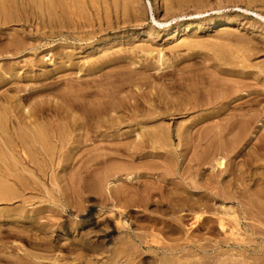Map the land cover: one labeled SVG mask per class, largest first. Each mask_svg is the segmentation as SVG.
<instances>
[{
    "label": "rangeland",
    "instance_id": "374dc122",
    "mask_svg": "<svg viewBox=\"0 0 264 264\" xmlns=\"http://www.w3.org/2000/svg\"><path fill=\"white\" fill-rule=\"evenodd\" d=\"M19 1H20V4H19ZM101 1L102 0H93V2H92L91 0H84L83 6L85 8L83 7L84 9L80 13L81 16L79 15V11H77V9L73 7V0H62V3L64 2L67 5L65 4L66 5L65 6L63 3V6H65V7L63 8V6H61L60 7L61 9H59V5L58 6L54 5V7H49L47 5L46 0H16V1L13 0L12 4L8 3L7 8H9V11L12 14V16L10 17L11 20L7 21V23H4L3 18L0 17V96H1L0 97V99H1L0 100V106L5 107V109H8L9 114H10L9 118L14 117V120H15L16 116H19L21 118H25L27 116L26 113L28 112V109L30 110L31 105H33L36 101H38L37 98L43 99V97H44V99H46V97L47 98L51 97L50 99H53V93H55L54 92L55 89H56L55 90L56 93H58V92L61 93L64 91V89H65V91L69 90L70 89L69 84H71V83L65 82L66 83L65 84L64 81H66V79L70 75L71 76L69 78L78 77V74L80 72H81V74H79V76L83 75L85 72L80 71V70L82 69L83 66L88 64L86 62L84 63V61L86 59H89V61L94 62L99 55H104V54H102L103 52H101L103 50V48H105L106 52L111 51L110 54L106 55V57H108L109 55L114 56V55L119 54V53H117L119 51L115 50V48L118 49V46H119V48L121 46L122 50L126 51V54H128V52L133 50L135 47H137V45L142 46L147 42L149 44L147 43L146 45H150L151 47H153V52H152L153 54L151 53L147 60L150 62H152V60H153V62H155L156 61L155 58L157 57V54L159 51H163L165 58H167V57H169V55L172 52L169 49V46H170V48H172L174 44L176 45V42H177V44H180L182 42H186L185 39H187L186 44L189 42L188 47L189 48L193 47L194 50H192L193 48L189 49L187 46L183 45V46L178 47L179 49L177 48L176 51H173L175 53L172 52L170 57H172V58L174 57V59L178 58L175 60L180 61L181 65L186 64L185 69L192 70L193 72H196L198 74L197 76H202V82L200 84H198V87H201L204 89H209L212 93H216L218 96L219 95L220 96L221 95L222 96L227 95L226 96L227 98L225 99V102H223V104L221 106L215 107V111H217V113L215 116H212L209 119V120L212 119L211 121L207 120L209 122L206 121L203 123H199L195 126L193 125V131L196 130L200 126H201L200 127L201 129L198 128V131L195 133V136L192 140L193 142L191 141L192 144H190L191 142H189L190 141L189 140V141H185L186 143L184 145L183 144L180 145L181 147H179V150H181V154L182 153L184 154V155L182 154L183 156L181 155L180 157H178V159L175 158V155L174 156H168V161L166 158L167 156H165V158L161 156L160 158H162L163 160L165 159L164 161L166 163L161 162V160L160 161L155 160V162L156 161H158L159 163L161 162L160 163L161 166H165V165L169 166L171 164V166L168 167V170H162L161 166L160 167H158V166L154 167L153 166L151 168H148L147 165H144V162L142 161L143 158H141V159L138 158L139 160L137 159L134 161L135 164L133 163V165H135L137 167V169L139 168L138 169L139 172L143 173L142 179L146 180V181H142L139 185L135 184L136 190L141 189V186L144 183L150 184V186L154 185V187H156V189H154L155 193L152 197L153 200L149 204L143 205V203H142V204H140V206L139 205H132L129 208H126V210L127 209L128 210L134 209L131 213H129L131 216V219L128 222L127 228L124 229L131 236V238H123L122 240L119 241V243H117V246L119 247V251H121L122 253H124L126 255V257H124L125 259L124 258L122 259L121 256H123V254H120V255L116 256L114 258V260H112V259L107 260L106 257L111 255L109 253V251L99 250L98 252H94L93 249L88 247V246L79 245V239H80V236L82 235V233L84 234V233L88 232L89 229L98 228V227H100L101 229L107 228L106 226H108L111 221L109 220L110 222L107 221V223H105V221H106L105 219H107V220L110 219L109 217L111 214H109V213H111L112 211L115 212V211L119 210V209H116L115 207H112L111 204L109 203L111 198H110V193H109L110 191L107 192L108 191L107 188H109V190L111 187L113 188V186H111V185H110L111 187H109V184H110V182H113L111 179H114V177H112L113 175L111 176L109 174H110V170H112L113 168H117L120 165H121L120 167H122L124 169V167L128 164L127 161H125V160L129 159V158H127L125 156L115 155L113 152L115 151V148H116V150H118L119 153H122L123 151H127L126 147H124V146H126V144L128 142H129L128 144L134 145V143L137 142L136 139L138 140L140 137L143 138L144 140L146 139L144 137H146V135L148 133L147 130L153 129L152 127L149 128V126H153L154 124L152 122H145L144 119H141V120L144 121L145 124H144V122H134L131 119H128L129 121L124 120V122L122 124H120L118 127H116L115 130L107 129L106 132H104L103 134H101L99 136L91 135V138H90L91 140L89 139L90 141L89 140L86 141L87 142L86 148L91 149V147H94L95 152L93 151L92 153H89L90 152L89 150L87 152L85 150L86 154L84 152L81 154H78V153L76 154V152L79 151V149H77V148L73 150L74 152L69 153L68 150H71L72 146L76 145V143L70 142V141H72V140H70L71 135L66 134V137H65V142H66L65 144L66 145L61 150H64V152L62 151V154L64 153V155L67 157V161L64 164L63 163L59 164L58 166L56 164L55 167L57 170L55 169V171L48 169L46 171L47 175L45 177H41V173H40L41 170L38 171V174H40V177L42 180V181L41 180L40 181L42 183L39 181V183L37 182L38 184L36 183V185H35V190L30 191L28 189L24 192L23 195L26 197V200H28L27 202L23 203V200H22L23 196H20L21 198L17 197L14 200L7 202V204L6 203H3V204L0 203V229H1L0 236L3 237L1 241L5 242V245H6L5 248H3V249L0 248V255L2 256L0 258V264H15L14 258L16 259V261H18L19 264H21V263L24 264L26 261L22 262L21 258L26 256L27 253L28 254L31 253L30 255L35 256L34 257L35 262H37V263L40 262L41 264H120V262H121V264L122 263L123 264H132V263L133 264H139V263L140 264H145V263L146 264H172V263L177 264L178 261H179L178 262V264H179V263H181L182 259H183V262H185L184 260L187 259L186 263H183V264H187V263L192 264L193 261H194L193 264H200V263L203 264V262H205L206 260L207 261L205 264H210V263L211 264H229V263H231V264H234V263L242 264L243 263L244 264V262H245V264L246 263L247 264L248 263L249 264H256V263L257 264H264V257H263L264 256V232H263L264 231V213L261 214L262 211L264 212V199H263L264 194L262 192V191H264V162H263L264 161V154L258 155V158H260V161L258 163L262 164L261 166L258 163H257L258 165L256 164L257 166H254V167H251L250 165H248L246 163L247 161L245 159L248 158L249 156L253 155V153H252L253 152L252 151L253 145H251V143L249 144L247 151H246V147H247L246 145L237 147L235 150H238L240 147L243 148V149H241L242 154H240L237 157L234 156V151L226 153V149L223 150L224 154H223V152L220 154V155L223 154L222 156L225 155V158L227 157L226 158L227 162L231 158L233 160L234 157L236 160H238V162H242V163H240V166L243 170H245V176L242 179L238 178L236 180L237 184L236 183L235 184L238 187H235V184H234V187L236 189L234 188L233 190H232L233 186H227L221 182L216 183L217 184V185L215 184L216 191L218 189L221 191L218 190L217 191L218 196H216L215 198L210 200L209 205H210L211 209L201 208V209H196L193 212H186V211L181 212V210L180 211L175 210V212H165L163 207L167 204V202L165 200L162 203L160 202L161 204L158 203L160 201V195L158 194V193H160L159 192L160 188L157 184V181H159V182L162 181L163 185L164 186L166 185L165 186L166 187L165 192H163L165 194L164 196H167L168 194L171 193V188H172V192H174V191H176V192L188 191L191 193L192 191H196V192L199 191L201 193V195H203L204 194L203 189L198 190V189H194L192 187V185L194 183H197V184L202 183L204 181V178L208 177V175L210 173L216 174L217 178L220 181L221 180L223 181V178L225 177V175L221 176L218 174L219 169L217 166L214 165L215 160L213 162L210 161L212 165L210 163H205L204 165H202L201 167H203V168L200 170V172H198L199 175L196 176V175H194L195 174L194 170L192 168L188 167V166H190V163H192V162H190L189 158H192L195 153H197L198 151L200 152V150L204 148V146H205V144H207L210 136H212V137L215 135L217 136L218 134L216 132L222 133V134H219L220 136H218L217 139L215 138L216 142L219 138L218 142H219L220 146L226 145L225 143H228L233 139V136L235 135V133L237 131V127H234L233 129H230V130L229 129L222 130V128L219 129V127H222V124H224L225 118H227L229 116L228 114H231L233 111L235 113L243 114V113H247L249 110L251 111L252 108L254 111L260 113L261 109L264 108V106H263L264 105V72H263L264 71V3L262 4L261 2L254 1V0H244V1L240 0L241 2L239 0H236V1L235 0H233V1L232 0H207V1L206 0H182L179 4L175 5L176 7L180 6L179 8L174 7V8H169L168 10H166L163 0H131V1L130 0L129 1L128 0H112V1L111 0H106V1L103 0L102 2ZM133 1L135 4L132 3ZM54 2H55V0H54ZM56 2H57V0H56ZM244 2H247V3H244ZM253 3H255L256 5ZM21 4H22V6H20ZM125 4H126V6H125ZM94 5H96L97 8H99V17H100L99 19H98V16L93 14V12L96 11V10H94V7H92ZM105 5H107V6H105ZM120 5H122V6H120ZM128 5H130V6H128ZM122 7L124 10L122 9ZM132 7L137 8L136 11H137L138 16L135 13L136 11H134L135 9L133 10ZM181 7H183V8H181ZM53 9H55L56 11L52 12ZM65 9H67L69 12H67V10H65ZM72 9L74 10L73 12H72ZM85 9H87L88 12ZM171 9H173V10H171ZM104 10L108 12L109 24L105 23L107 21L104 19L105 13H106ZM112 10L115 13L114 15H113ZM84 11H86V12H84ZM164 11H165V13H164ZM197 11H199V12H197ZM83 13H85V14H83ZM131 13L133 14V16ZM41 14H42V16H41ZM153 16L156 18V20L159 23L155 22L152 19ZM225 16H229V18L232 19L231 24L224 25L222 27L216 25V27H213V26H210L207 22V20H209L210 18L213 19L214 21L219 22ZM56 17H58V18H56ZM24 19H26V20H24ZM41 20L43 21L44 24L41 22ZM56 20H59V21L56 22ZM98 20L99 21L101 20V21L99 22ZM1 21H2V23H1ZM77 21L81 22V25H83V26H81L80 28H75ZM75 22H76V24H75ZM8 23H9V25H8ZM56 23H59V24L57 25ZM99 23H101V24H99ZM188 23H193V27H191V29L188 32L179 30L174 35V37H173L174 39L172 38V39L166 40V35H167L168 29L170 27L173 28L175 26H179V25H183V24L185 25ZM198 23H202V25L200 27H196L194 24H198ZM159 24H161V25H159ZM83 27H84V29H83ZM87 27H89V28H87ZM14 28H16V29H14ZM99 29H103V30H101V32H98ZM10 30H12V31H10ZM21 30H24V32L23 33L20 32ZM89 30L96 31V32L94 34H92L93 36L87 35L86 33ZM227 30L229 32H227ZM25 31H27V32H25ZM15 32H16V35H15ZM1 33H3V34H1ZM149 33H150V35H149ZM11 34L12 35L14 34V37H12ZM191 37L196 39V41H190V39H192ZM21 38H23V39L21 40ZM188 38H190V39H188ZM10 39L14 40V41H11ZM15 39H16V41H15ZM183 39L185 41H182ZM194 39H192V40H194ZM26 40H28V43ZM172 42L174 44H172ZM12 43H13V46L17 45L19 43H21L22 46L26 44L25 45L26 47L23 46L21 49L20 48L16 49V48H13L12 46H10V48H9V45H11ZM35 43H37V44H35ZM118 43H119V45H118ZM196 43H198V44H196ZM170 44H172V45H170ZM243 45H244V47H243ZM99 46H100V49H99ZM128 47H130L129 50H128ZM157 47L159 49H155ZM248 47H250V48H248ZM131 48H133V49H131ZM107 49H108V51H107ZM113 49L115 50L114 55L112 53ZM223 49H224V51H223ZM118 50H120V52H121V49H118ZM188 50H190V53ZM123 51L120 54H122ZM191 51H193V52H191ZM106 52H105V54H106ZM167 52H169V53H167ZM8 53H9V55H8ZM87 53H88V55H87ZM180 53L183 54V56ZM167 54H168V56H167ZM174 54L176 55V57ZM179 54H180V57H179ZM219 54H220V57H218ZM193 55H194V57H193ZM237 56L239 58L241 57L242 60L244 58V60H246V61H244V60L242 61L241 59H238ZM20 58L24 59V60H21ZM185 58H189L191 61L189 59H185ZM195 58L199 59V60H195ZM233 59L235 60V62ZM21 61H24V63L23 62L21 63ZM199 61H201L202 63ZM196 62H198V63H196ZM216 62H218V63L216 64ZM214 63H215V65H214ZM204 64H206V65H204ZM207 64H209L210 66ZM228 64H230V65H228ZM217 65H219V67ZM238 65H240L241 67L240 66L238 67ZM58 66H59L60 70L58 69L56 71L55 69ZM132 66L134 67V64ZM211 66H212V68H211ZM53 67H56V68H53ZM162 68H160V69H162ZM209 68H211V69H209ZM219 68H221V69H219ZM8 69L10 71H8ZM61 69H63V70H61ZM154 71L156 72V71H158V69L154 70ZM154 71L151 70L150 72L154 73ZM223 71H225L226 73H224ZM43 72L48 73V75L44 74ZM212 72H214V73H212ZM227 72H229L230 75H228ZM6 73H10V75L6 74ZM173 73L174 74H171V76L174 77L176 72H173ZM3 74L4 75L6 74L7 76L6 75L4 76ZM29 74H32V75H29ZM42 74H44V75H42ZM61 74H63V75H61ZM225 74L228 76H226ZM67 75H69V76H67ZM231 75H233V76H231ZM9 76H10V79H9ZM220 76L222 77L221 79H220ZM230 76L233 79L234 78H236V79L233 80V79H231ZM239 77H241V78H239ZM86 78H88V77H86ZM89 78H91V77H89ZM237 79H240V80H237ZM35 83H37L36 86L33 85ZM43 83L48 84V86L45 87L43 85ZM25 84L33 87L32 92L25 91L26 88L27 89L30 88L29 86H27ZM38 84H41V85L39 86ZM211 84H212V86H211ZM217 84H219V85L221 84V85L219 86ZM235 84H236V86H235ZM8 85H9V87H8ZM10 85H13V86H10ZM21 85H22V88H21ZM24 86H27V87L24 88ZM66 86H67V88H66ZM62 87L64 89H62ZM18 88H20V89H18ZM13 89H15V90H13ZM12 90L14 91V93ZM134 90H135V87H133L132 89L129 87H126L122 93L124 95H126V91H131L133 93ZM22 92H24V93H22ZM25 92L27 95H25L23 97V94H25ZM18 94H20L21 96H19ZM127 94H130V93H127ZM224 94H226V95H224ZM261 96L263 99L261 98ZM21 97H23V98H21ZM9 98H12L13 100L10 101ZM230 98H232V99H230ZM5 101L8 103V105L10 107L7 106ZM256 101L257 102L261 101V102L259 105H257ZM228 102H231V103L228 104ZM4 103H5V105H4ZM250 103H251V105H250ZM261 103H263V105ZM246 104L249 106H247ZM254 104H256V105L254 106ZM242 106H244V107H242ZM238 107H240V109H238ZM248 107L250 109H248ZM259 107H260V109H258ZM23 108L27 109V111L25 112V109L23 110ZM225 108H226V110H225ZM220 110H222L223 112ZM253 110L251 112H254ZM202 112L205 113L203 110H201L199 112H195V116H197V114L199 115V113L201 114ZM52 114L53 113H51L50 115L45 114V118L50 117ZM260 114H262V113H260ZM221 115H223L222 119H220ZM191 117H194V115H192ZM191 117L188 116V117L177 118L175 121H173L171 119H165L164 124H166V126H169V130L171 132H173L174 134H176V132H175L176 125L179 124V125H181L182 129H184L190 123V120H188L189 122H187L185 120H187L189 118L192 120ZM259 117H261V115ZM216 119H218V120H216ZM11 120H13V119H11ZM37 120L40 121V119H37ZM60 120H59L60 123L66 122L64 120H61V121ZM262 120H264V117L262 118ZM181 121L184 122V125H182L183 122H181ZM159 122H161V121H159ZM174 122H176V123H174ZM151 123H152V125H149ZM191 123H194V121ZM208 123H209V125H208ZM205 124H206V126H205ZM253 124L251 126L252 127L254 126V129L253 128L250 129L251 130L250 135H251V132H252V135H251L252 137H253V134L255 135L254 138L251 139L252 142L255 141L256 132L258 130H259V133L264 132V127H262V129L261 128L259 129V125L262 124L261 121L253 123ZM143 125H146L144 127H147L146 128L147 130L143 127ZM196 126H198V127H196ZM194 128H196V129H194ZM126 129H129V130H126ZM118 130H119V132H118ZM129 131H130V134H129ZM136 132H137V135L139 134L140 136H137ZM119 133L122 134V136L120 135L121 137L118 136ZM107 134H108V137H107ZM112 134H113V137H112ZM141 134H142V136H141ZM200 134L203 136L201 140H199L200 138L198 137V135H200ZM110 135H111V137H110ZM126 135L128 138L126 137ZM130 136L131 137L133 136L132 139ZM174 137H175L174 144L176 146H178V141H177L178 139L176 136H174ZM94 138L96 140V141L94 140L96 142V144H94V146H91V144L93 145V143H95L92 140ZM105 138H107V139H105ZM122 138H125V139L123 140ZM134 138H135V140H134ZM104 139L106 140V142ZM116 139L118 141H120L121 143L118 142ZM143 139H141V140L139 139V140L142 141ZM101 140H103L104 143H108V145L104 144L103 141H101ZM107 140H108V142H107ZM113 140H114V143H112ZM140 141H138V142H140ZM86 142H85V144H86ZM187 142H189L188 148H186V146H185V145H187ZM99 143H100V145H99ZM101 144H102V146H101ZM109 144H112V146ZM118 144H120V145H118ZM96 145H97V147H96ZM105 145H107L108 148ZM119 146H121V147L123 146L122 147L123 149H121V147H119ZM201 146H202V148H201ZM104 147H106V148H104ZM141 147H142V149L140 148L141 151H139L141 154L146 153V152H150V148L148 147L147 144L144 146L145 148H143L142 145H141ZM145 149H147V150L145 151ZM219 149H221V148H219ZM100 151H104L106 153H109L108 157L113 156L111 158L112 161L110 159L107 162L102 163L103 166L100 164L99 168L97 167V169H95V170L90 169V168L85 169L84 166L82 165V162H84V160L87 161L91 156L98 155V152H100ZM152 152H154V151H152ZM189 152H190V154H189ZM151 154H152V156L154 155V157L156 156V154H154V153H151ZM79 155H80V158L78 157ZM86 156H87V158H86ZM72 158H74V162L76 163L73 166L70 165ZM123 158H125V159H123ZM147 158L151 159L152 157L148 156L144 159L146 160ZM183 158H185V160ZM238 158L241 160H239ZM148 160H146V163L152 161V160H150V161H148ZM76 161H78V162H76ZM181 162H183V163H181ZM261 162H263V163H261ZM180 164H182L183 166ZM174 165H175V168H174ZM205 165H206V167H204ZM79 166H81V167H79ZM180 166H181V169H180ZM194 167H195V165L193 163V168ZM209 167L211 170L209 169ZM256 167H259V168H256ZM33 168H34V170L37 171V169H39V166H34ZM69 168H70V170L67 171V169H69ZM105 168H106V171H105ZM159 168H160V170H159ZM182 168H183V170H182ZM214 168H215V170H214ZM260 168H261V170H259ZM148 169H149V171L147 172ZM76 170H78V171H76ZM151 171H153V172H151ZM255 171H256V173H254ZM48 172H49V174H48ZM60 172H62V173H60ZM85 172H88V173H85ZM105 172H107L108 174ZM144 172L147 174H145ZM164 172L166 173V175L164 174V176L166 179H168V182L166 179L163 180L162 175ZM69 173H70V175H69ZM159 174H160V176H159ZM48 175L49 176L53 175L54 178H52V176L48 177ZM117 175H119V174H117ZM123 175L124 174H122V176H120V178L118 179L119 182L116 181V183H118V184H115V188L117 186H119V187L122 186L124 189H127V187H128L127 183L130 182L131 180L128 179L126 176L124 177ZM252 175H255L256 177L252 176ZM121 177H123V178H121ZM158 177H160L161 180ZM200 177L203 178L202 182H201L202 179ZM260 177H261L262 181H261ZM49 178H51V180ZM53 179L56 181H53ZM106 179H107V181H106ZM125 179H126V181H122L123 182L122 183L121 180H125ZM169 179H170V182H169ZM243 179H244V181H243ZM81 180H82V182H81ZM187 181H189L190 184ZM255 181L257 184L255 183ZM54 182L56 183V185L57 184L58 185L56 186L55 184H53ZM60 182L62 185L60 184ZM132 182H134V180H132ZM174 182H176V183H174ZM245 182H247L248 184ZM49 183L52 184V186L54 185L55 188H53ZM119 183H122V184H119ZM183 183H184V185H183ZM65 186H67V189H65ZM101 186H103V187H101ZM226 186H227V188H226ZM61 187H64V188H61ZM105 188H106V190H105ZM135 188H132V189L135 190ZM168 188L170 189V191ZM224 188L226 190H224ZM237 188H238L239 192H238ZM244 188H246V191ZM250 188H251V191H250ZM56 189L57 190L59 189V190L57 191ZM130 190H131V188H130ZM130 190H129V192H130ZM255 190H257V192L259 194ZM258 190H260L262 194H260V191H258ZM233 191H234V193H233ZM240 191H242V192H240ZM55 192L57 193V195ZM126 192H128V190ZM250 192H251V195H250ZM254 192H256V194H254ZM252 193H253V195H252ZM240 194L241 195L244 194L243 197ZM257 194L259 195V197H262V196L263 197L259 198V197H257L258 196ZM232 195H235V196L232 197ZM246 195H247V197H246ZM47 196H49L48 199L46 198ZM52 196H54V197H52ZM191 196L197 198L198 195H191ZM56 197H58V198H56ZM71 197H73V198H71ZM229 197H231V198L229 199ZM234 197H238L237 198L238 200H235ZM29 198H33V199H29ZM53 198H55V199L53 200ZM163 198H165V197H163ZM241 198H244V199L241 201ZM247 199H249L248 200L249 202H254V201L257 202L258 201L257 202L258 205L256 204V202L249 204L248 201L246 204L245 201ZM47 200H49V201H47ZM29 203H31V204H29ZM69 203L71 206L69 205ZM243 204H245V205L243 206ZM252 204H254V205H252ZM157 205H159V206H157ZM218 206L219 207L221 206V208L223 210H220L221 208H219ZM254 206H256V207H254ZM260 206L262 207V209H260ZM120 207H121V205H120ZM247 207H250V208H247ZM13 208L16 209L15 210L16 212H12V211H14ZM33 208L36 210H34ZM216 208H217V212H215ZM244 208H246V210ZM257 208H259V209L257 210ZM52 209L55 213L52 211ZM141 209H143V210H141ZM161 209H162V211H161ZM26 210H31V212L27 211V213H28L27 214ZM72 210H73V212H72ZM207 210H209V211H207ZM224 210H229L230 213L233 212L234 214H236V216L234 217L232 215L233 213H231L232 216L226 215L222 212ZM250 210H252V211L250 212ZM32 211H34V212L32 213ZM41 211L43 214L41 213ZM47 211H49V212H47ZM20 212H22V213H20ZM96 212H98V213H96ZM183 212H185V215H183V219H184V216L187 215L184 220L182 219V214H184ZM14 213H16V214H14ZM179 213L181 215V216H179L181 219L178 217ZM217 213H219V214H217ZM198 214L199 215L201 214L202 216H206L208 214L214 215V216L210 215L211 217H213L212 219H214V220L217 217H221V215H222L224 222L227 221L225 223L226 227L228 225L229 228L227 227L228 230L226 229L224 234L220 230L219 231L221 233L219 231L217 232L218 229L216 230V233H215L214 231H215L216 227L218 228V223L215 222L217 220L216 219L214 221L216 224L215 223L214 224L209 223V225H214L215 227L212 226L213 228L211 230H208V227L206 228V225L201 224L195 218H194V220H196V221L193 222V217L198 215ZM203 214H206V215H203ZM250 214H252V215H250ZM253 214L254 215L258 214V215H256V217H255ZM14 215H16V216H14ZM28 215L29 216L32 215L35 217L37 215V220L39 222H47L48 223L44 232L38 233L37 231H35V229L33 228L35 226V223L33 224L34 225L33 226L29 223V220L26 219V217ZM64 215H67V216H64ZM17 216H18V218H17ZM215 216H216V218H214ZM227 216L230 218H237L238 219V220L236 219L237 223L235 222V220L230 221L231 219L228 218ZM246 216H247V218H245ZM251 216L253 219L249 218ZM261 217H263V218H261ZM132 218H133V220H132ZM142 218H144V219H142ZM147 218H148V220H150L149 222H148ZM181 220H183V221H181ZM247 220H248V222H246ZM68 221H70V223ZM98 221H99V223H98ZM160 221H162V222H160ZM172 221L177 222V223H173ZM230 222H233V225H232V223L230 224ZM234 222L236 223V226L234 225L235 224ZM250 222H251V224H250ZM61 223L62 224L64 223L63 227H61L62 226ZM152 223L153 224L156 223V224L153 225ZM157 223L159 224L158 227L160 229H158V227L156 226V225H158ZM162 223H164V224H162ZM71 224H73V225H71ZM165 224H166V226H165ZM175 224H176V226H175ZM19 225L24 226V228H23L24 232L19 231V234H17L16 232H13L12 230H14ZM161 225H162V227H161ZM8 226H10V228ZM151 226H152V228H154L153 230H152ZM203 226L205 227V229H203ZM251 226L253 227V229ZM67 227H68V229H67ZM236 227H237V229H236ZM256 227H259L260 230H259V228H256ZM2 228L4 229V231ZM25 228L31 229L32 233L34 235L32 233H29V231L26 230ZM61 228H62V230H61ZM84 228H85V231H86V229H88V230L85 232ZM180 228H181V230H180ZM255 228L258 230L256 231ZM193 229H195L194 230L195 233L192 231ZM206 229H207V231H206ZM234 229L236 230L235 232H234ZM239 229H240V231H239ZM79 230L81 231V233H77V232H79ZM104 230L107 231L106 229H104ZM197 230H199L200 232L202 231L203 234H200V232ZM230 230L231 231L233 230V234L228 233ZM62 231H64V232H62ZM204 231H206V232H204ZM144 232L147 233L148 236L146 234H144ZM153 232L156 235L155 234L153 235L152 234ZM184 232L186 235L184 234ZM207 232L210 234H208ZM236 232H238L239 236L243 235L244 237L242 236L239 239H238L239 236L236 237L235 239L232 238L235 236L230 237V235L237 234ZM36 233H37V235H36ZM105 233L109 234L108 231ZM172 233H174L175 236H173L174 234L171 235ZM177 233L180 234L179 235L180 237H178ZM191 233H192V235H191ZM246 233H248V234H246ZM39 234L42 237L41 241H40L41 242L40 246L35 244L36 242L39 241ZM78 234H81V235L78 236ZM218 234H219V236H218ZM221 234L225 235V236H227L226 234H229L228 239H226L227 237L225 238V236L223 239L228 240L230 243H226L225 240L223 241L222 238H221L222 241H220V238L218 239V237H223V236H221ZM151 235H152V238H149V237H151ZM200 235H201V237H200ZM65 236L69 239H67ZM153 236L156 239L153 238ZM215 236H217V237H215ZM174 237H176V240ZM91 238L93 240L97 239V237H95V235L94 236L92 235ZM94 238H96V239H94ZM195 238L197 240H194ZM150 239H153L152 242ZM232 239H233V241H232ZM242 239L244 240V242L240 241ZM62 240H63V242H60ZM65 240L67 243L66 242L64 243ZM73 240H74V242H73ZM154 240H157V242L155 241L156 242L155 243ZM189 240H190V242H189ZM235 240L236 241L238 240L239 242L238 241L236 242ZM208 241H209L210 245H207V244H209ZM6 242H9V244ZM178 242L180 244H178ZM165 243L166 244L168 243L167 246H169V247L165 246L166 245ZM201 243H203V244H201ZM173 244H175V245H173ZM7 245H8V247H7ZM171 245H173V246H171ZM206 245H207V247H206ZM9 246H11V247H9ZM198 246H200V247H198ZM67 247H69V248H67ZM70 247H71V249H70ZM78 248H80V249H78ZM73 249H75V250H73ZM222 249H223V251H222ZM70 250H72V251H70ZM218 250L220 252H218ZM26 251H28V252H26ZM38 253L40 255H38ZM92 253H93V255L91 256ZM82 254L84 257L81 256ZM94 254H95V256H94ZM178 254H180V255H178ZM213 255H214V257H213ZM75 256L79 257V258L74 259ZM5 257L8 260H6ZM41 257H42V259H41ZM258 257H260V258H258ZM146 258H147V260H146ZM150 258L153 260L152 263H151L152 260ZM173 258H175V259L173 260ZM195 258H196V260H194ZM134 259H136V260H134ZM141 259H143V261ZM19 260L21 263L19 262ZM85 260L87 262H85ZM190 260H192V262ZM212 260H214L215 262ZM235 260H237V261H235ZM138 261H139V263H138ZM174 261H176V262H174ZM231 261H233L234 263H232ZM148 262H150V263H148ZM198 262H200V263H198ZM25 264H31V263L26 262Z\"/></svg>",
    "mask_w": 264,
    "mask_h": 264
},
{
    "label": "bare ground",
    "instance_id": "6f19581e",
    "mask_svg": "<svg viewBox=\"0 0 264 264\" xmlns=\"http://www.w3.org/2000/svg\"><path fill=\"white\" fill-rule=\"evenodd\" d=\"M16 1V0H14ZM47 1V5L49 7H54V5L58 6L59 5V9H61L60 7L63 6V2L62 3V0H46ZM83 1L84 0H73V7L77 9V11H79V15L81 13V11L85 8L83 6ZM93 2V0H91ZM103 1V0H102ZM101 1V2H102ZM106 1V0H105ZM104 1V2H105ZM112 1V0H111ZM129 1V0H128ZM131 1V0H130ZM164 1V4H165V9L168 10L169 8H174L176 7L175 5L176 4H179L182 0H163ZM207 1V0H206ZM233 1V0H232ZM236 1V0H235ZM234 1V2H235ZM240 1V0H239ZM244 1V0H243ZM242 1V2H243ZM254 1H258V2H261L262 4L264 3V0H254ZM13 0H0V17L3 18V22L4 23H7V21H10V17L12 16L11 12L9 11V8H7V5L8 3H11L12 4ZM89 2V1H88ZM91 2V3H92ZM241 2V1H240ZM257 2V3H258ZM27 3V2H26ZM71 3V2H70ZM113 3V2H112ZM130 3V2H129ZM134 3V1L132 2ZM131 3V4H132ZM163 3V2H162ZM201 3V2H200ZM244 3H247V2H244ZM19 4H20V1H19ZM40 4V3H39ZM45 4V3H44ZM66 3H64L65 5ZM117 4V3H116ZM135 4V3H134ZM133 4V5H134ZM191 4V3H190ZM255 4V3H253ZM67 5V4H66ZM65 5V6H66ZM92 5V4H91ZM124 5V4H123ZM189 5V4H188ZM202 5V4H201ZM250 5V4H249ZM256 5V4H255ZM12 6V5H11ZM22 6V4L20 5ZM40 6V5H39ZM63 6V8L65 7ZM96 5L92 6L94 7V11L93 14H95L96 16H98V19L100 18L99 17V8H97V6L95 7ZM104 6V5H103ZM107 6V5H105ZM114 6V5H113ZM122 6V5H120ZM126 6V4H125ZM130 6V5H128ZM199 6V5H198ZM46 7V6H45ZM84 7V8H83ZM180 7V6H179ZM179 7H176V8H179ZM197 7V6H196ZM254 7V6H253ZM252 7V8H253ZM21 8V7H20ZM134 11L137 10L136 7H132ZM183 8V7H181ZM16 9V8H15ZM41 9V8H40ZM51 9V8H50ZM49 9V10H50ZM58 9V8H57ZM92 9V8H91ZM123 9V7H122ZM31 10V9H30ZM29 10V11H30ZM67 10V9H65ZM87 11V9H85ZM109 10V9H108ZM124 10V9H123ZM131 10V9H130ZM173 10V9H171ZM56 11L55 9L52 10V12ZM74 10L72 9V12ZM84 11V12H86ZM105 11V10H104ZM139 11V10H138ZM31 12V11H30ZM39 12V11H38ZM63 12V11H62ZM67 12H69L67 10ZM88 12V11H87ZM105 20L107 22H105L106 24H109L108 20H109V16H108V12L105 11ZM113 12V10H112ZM125 12V11H124ZM199 12V11H197ZM203 12V11H202ZM48 13V12H47ZM64 13V12H63ZM136 15H137V11L135 12ZM165 13V11H164ZM163 13V14H164ZM15 14V13H14ZM69 14V13H68ZM74 14V13H73ZM85 14V13H83ZM88 14V13H87ZM103 14V13H102ZM115 13L113 12V15ZM132 14V13H131ZM199 14V13H198ZM26 15V14H25ZM42 16V14H41ZM70 16V15H69ZM74 16V15H73ZM81 16V15H80ZM88 16V15H87ZM133 16V14H132ZM138 16V15H137ZM16 17V16H15ZM25 17V16H24ZM29 17V16H28ZM66 17V16H65ZM75 17V16H74ZM85 17V16H84ZM163 17V16H162ZM26 18V17H25ZM58 18V17H56ZM68 18V17H67ZM89 18V17H88ZM91 18V17H90ZM94 18V17H93ZM122 18V17H121ZM14 19V18H13ZM43 19V18H42ZM96 19V18H95ZM155 22L159 23L156 18L153 16L152 18ZM172 19V18H171ZM26 20V19H24ZM53 20V19H52ZM103 20V19H102ZM133 20V19H132ZM14 21V20H13ZM49 21V20H48ZM47 21V22H48ZM59 20H56V22H58ZM99 21V20H98ZM97 21V22H98ZM101 21V20H100ZM99 21V22H100ZM153 21V22H154ZM41 22L43 23V21L41 20ZM93 22V21H92ZM111 22V21H110ZM208 24L210 26H213V27H216L217 26H224V25H229L232 23V19L229 18V16H225L224 18H222V20H220L219 22L217 21H214L213 19H209L207 20ZM206 22V23H207ZM2 23V21H1ZM11 23V22H10ZM53 23V22H52ZM80 23V24H79ZM120 23V22H119ZM26 24V23H25ZM44 24V23H43ZM48 24V23H47ZM57 25L59 23H56ZM76 24V22H75ZM93 24V23H92ZM101 24V23H99ZM155 24V23H154ZM9 25V23H8ZM91 25V24H90ZM123 25V24H122ZM161 25V24H159ZM196 27H200L202 25V23H198V24H194ZM67 26V25H66ZM72 26V25H71ZM81 26V22H78L77 21V24L75 26V28H80ZM96 26V25H95ZM99 26V25H98ZM8 27V26H7ZM6 27V28H7ZM16 27V26H15ZM85 27V26H84ZM83 27V29H84ZM106 27V26H105ZM191 27H193V23H188V24H183V25H179V26H175L173 28H169L168 29V33L166 35V40L168 39H172L174 37V35L180 30V31H185V32H188ZM11 28V27H10ZM13 28V27H12ZM63 28V27H62ZM74 28V29H75ZM86 28V27H85ZM89 28V27H87ZM95 28V27H94ZM99 28V27H98ZM103 28V27H102ZM219 28V27H218ZM16 29V28H14ZM70 29V28H69ZM7 30V29H6ZM73 30V29H72ZM101 30L103 29H99L98 32H101ZM4 31V30H3ZM12 31V30H10ZM9 31V32H10ZM18 31V30H17ZM19 32V31H18ZM17 32V33H18ZM20 32H24V30H21ZM27 32V31H25ZM30 32V31H29ZM96 31H92V30H89L87 31V35H92L94 34ZM225 32V31H224ZM227 32H229L227 30ZM4 33V32H3ZM1 33V34H3ZM6 33V32H5ZM14 33V32H13ZM37 33V32H36ZM7 35V34H6ZM12 35V34H11ZM15 35H16V32H15ZM23 35V34H22ZM148 35V34H147ZM150 35V33H149ZM20 36V35H19ZM93 36V35H92ZM187 36V35H186ZM2 37V36H1ZM11 37V36H10ZM9 37V38H10ZM12 37H14V34L12 35ZM23 37V36H22ZM16 38V37H15ZM192 38V37H191ZM12 39V38H11ZM10 39V40H11ZM23 38H21L22 40ZM31 39V38H30ZM83 39V38H82ZM174 39V38H173ZM190 39V38H188ZM194 39V38H192ZM190 39V41H196V39L192 40ZM2 40V39H1ZM165 40V41H166ZM186 42H187V39H185ZM184 39L182 41H185ZM11 41H14V40H11ZM16 41V39H15ZM27 43H28V40H26ZM30 41V40H29ZM177 41V40H176ZM189 41V40H188ZM198 41V40H197ZM3 42V41H2ZM33 42V41H32ZM118 42V41H117ZM181 42V41H180ZM179 42V43H180ZM186 42H182L180 44H177L176 42V45L172 42L173 47L170 48L169 46V49L173 52V51H176V49L180 46H189V42L186 44ZM4 43V42H3ZM7 43V42H6ZM18 43V42H17ZM22 43V42H21ZM19 43L17 45H14L13 46V43L11 45H9V48L10 46H12L13 48H16V49H21L23 46L22 44ZM148 43V42H147ZM147 43H145L144 45L142 46H138L135 47L133 50L129 51L128 54H126V51H123L122 50V47L118 46V49H121V52L123 51L122 54H120V50L116 49L117 53H119L118 55H114V52L115 50L113 49L112 50V53L114 56H108L106 57V55L110 54L111 51L109 52L108 49L106 52L105 51V48H103V50L101 52H103L102 54L104 55H99L97 57V59L92 62V61H89V59H86L84 61V63H88L87 65L83 66L82 69L80 71H84L85 73L81 76H79V74H81V72L78 74V77H72V78H69V76L66 81H64V83H71L69 84L70 86V89L65 91V89L62 87V89H64L63 92L59 93H56V89L54 90L55 93H53V99H50L51 97H46V99H43L42 98H37L38 101H36L33 105H31L30 107V110L28 109V112L26 113V117L25 118H21L19 116H16L15 120H14V117H10L9 118V111L8 109H5V107H2L0 106V203H6L7 202H10L11 200H14L15 198L17 197H20V196H23V203L24 202H27L28 200H26V197L23 195L24 192L26 190H35V185L36 183L41 180V177H45L47 175L46 171L48 169L52 170V171H55L56 167L55 165L57 164V166L59 164H64L66 161H67V157L64 155V153L62 154V151L64 152V150H61L63 147H65V137H66V134H69L71 135V138L70 142H73V143H76V145H73L71 150H68L69 153H72L74 152L73 150L74 149H79V151H75L76 154H81V153H85V150L86 152L89 150L90 152L89 153H92L94 151V147H91V149L89 148H86L87 147V140H89L91 138V135L93 136H99L101 134H103L104 132H106L107 129H113L115 130L116 127H118L120 124H122L124 122V120H128V119H131L132 121L134 122H152L154 125L153 126H149L152 127L153 129H150V130H147L146 128L147 127H144L146 125H143V127L148 131L145 140L143 138H139L140 140L143 139L142 141H140L139 139L134 143V145H131V144H126V150L127 151H123L122 153H119L118 150H116L115 148V151L113 152L115 155H119V156H125L129 159H126L125 161H127V165L124 167V169L120 166H118L117 168H113L112 170H110V174L109 175H113L112 177H114V179H111L113 182H110L109 184V187L113 186V188L111 187L110 190L109 188L107 192L110 193V198L111 200L109 201V203L111 204L112 207H115L116 209H119L118 211H112L110 215V219H105V223H107V221H109V225L106 226L107 228H104L106 229L109 234L105 233L107 231H105L104 229H101L100 227L98 228H92V229H86V231L88 230V232L85 231V228H84V231L86 233H82L81 234H78V236H80V239H79V245L83 246H88L90 248L93 249L94 252H98L99 250H106V251H109V253L111 255L107 256V260L109 259H112L114 260V258L120 254H123V256H121V258L123 259L124 257H126V255L124 253H122L121 251H119V247L117 246V243H119L120 240H122L123 238H131V236L124 230L127 228L128 226V222L129 220L131 219V216L129 213H131L134 209H127L126 208H129L130 206L132 205H139L143 203V205H147L149 204L152 200H153V195L155 193L154 189H156V187L153 186H150V184H142L141 186V189L139 190H136L135 188V184H140L142 181H146L143 178V173L139 172V168L137 169V167L135 165H133L134 161L137 160L138 158L141 159V158H146L148 156L152 157L151 159L147 158L146 160L150 161L152 160L151 162H147L146 163V160L144 161L142 159V161L144 162V165H147L148 168H151V167H155V166H158L160 167V163L161 162H165L162 158H160L161 156L165 158V156H167V161H168V156H174L175 155V158L178 159V157H180L182 154H181V150H179V147H181L180 145H184L186 142L185 141H189L191 142L195 136V133L198 131V128L201 129L200 127H198L196 130L193 131V125H197L199 123H203V122H206L207 120H209L212 116H215L217 111H215V107H219L223 104V102H225V99L227 98L226 96H218L216 93H212L209 89H204V88H201V87H198V84H200L202 82V76H197L198 74L196 72H193L192 70H187L185 69L186 68V64L184 65H181L180 64V61L178 60H175V59H178V58H175L174 57H167L165 58L164 56V53L163 51H159L158 54H157V57L155 58L156 61L153 62H150L148 61V57L149 55L153 52V47H151L150 45H146ZM192 43V42H191ZM194 43V42H193ZM15 44V43H14ZM21 44V45H20ZM37 44V43H35ZM117 44V43H116ZM149 44V43H148ZM170 44V45H172ZM195 44V43H194ZM198 44V43H196ZM202 44V43H201ZM241 44V43H240ZM28 45V44H27ZM115 45V44H114ZM119 45V43H118ZM242 45V44H241ZM113 46V45H112ZM124 46V45H123ZM133 46V45H132ZM131 46V47H132ZM135 46V45H134ZM203 46V45H202ZM249 46V45H248ZM11 47V48H12ZM26 47V46H25ZM28 47V46H27ZM127 47V46H126ZM244 47V45H243ZM108 48V47H107ZM114 48V47H113ZM130 47H128V50H129ZM186 48V47H185ZM189 48V47H188ZM193 48V47H191ZM189 48V49H191ZM250 48V47H248ZM99 49H100V46H99ZM155 49H159L158 47L155 48ZM179 49V48H178ZM238 49V48H237ZM245 49V48H244ZM13 50V49H12ZM127 50V49H126ZM194 50V48L192 49ZM11 51V50H10ZM165 51V50H164ZM167 51V50H166ZM189 53H190V50H188ZM224 51V49H223ZM236 51V50H235ZM8 52V51H7ZM17 52V51H16ZM21 52V51H20ZM106 52V54H105ZM131 52V53H130ZM193 52V51H191ZM248 52V51H247ZM125 53V54H124ZM166 53V52H165ZM169 53V52H167ZM175 53V52H173ZM187 53V52H186ZM185 53V54H186ZM216 53V52H215ZM225 53V52H224ZM86 54V53H85ZM153 54V53H152ZM181 54V53H180ZM180 54H179V57H180ZM9 55V53H8ZM30 55V54H29ZM28 55V56H29ZM88 55V53H87ZM92 55V54H91ZM175 55V54H174ZM183 56V54H181ZM226 55V54H225ZM240 55V54H239ZM238 55V56H239ZM94 56V55H93ZM154 56V55H153ZM168 56V54H167ZM214 56V55H213ZM230 56V55H229ZM237 56V57H238ZM77 57V56H76ZM95 57V56H94ZM176 57V55H175ZM194 57V55H193ZM218 57H220V54L218 55ZM29 58V57H28ZM191 58V57H190ZM216 58V57H215ZM243 58V57H242ZM21 59V58H20ZM150 59V58H149ZM185 59H189V58H185ZM192 59V58H191ZM238 59H241V57ZM237 59V60H238ZM19 60V59H18ZM21 60H24V59H21ZM28 60V59H27ZM37 60V59H36ZM76 60V59H75ZM182 60V59H181ZM190 60V59H189ZM195 60H199V59H196ZM217 60V59H216ZM234 60V59H233ZM236 60V61H237ZM242 60V59H241ZM244 60V58H243ZM242 60V61H243ZM17 61V60H16ZM79 61V60H78ZM186 61V60H185ZM191 61V60H190ZM194 61V60H193ZM206 61V60H205ZM246 61V60H244ZM14 62V61H13ZM24 63V61H21V63ZM72 62V61H71ZM83 62V61H82ZM184 62V61H183ZM187 62V61H186ZM201 62V61H199ZM235 62V60H234ZM233 62V63H234ZM16 63V62H15ZM188 63V62H187ZM194 63V62H193ZM198 63V62H196ZM202 63V62H201ZM207 63V62H206ZM218 62H216L217 64ZM223 63V62H222ZM226 63V62H225ZM54 64V63H53ZM71 64V63H70ZM80 64V63H79ZM78 64V65H79ZM134 64V67L132 66ZM192 64V63H191ZM245 64V63H244ZM206 65V64H204ZM209 65V64H207ZM215 65V63H214ZM230 65V64H228ZM197 66V65H196ZM210 66V65H209ZM219 67V65H217ZM216 66V67H217ZM240 65H238L239 67ZM34 67V66H33ZM69 67V66H68ZM78 67V66H77ZM163 67V68H162ZM189 67V66H188ZM217 67V68H218ZM221 67V66H220ZM241 67V66H240ZM53 68H56V67H53ZM162 68V69H160ZM212 68V66H211ZM209 68V69H211ZM216 68V69H217ZM44 69V68H43ZM59 69V66L55 69L56 71ZM79 69V68H78ZM158 71H154V70H157ZM207 69V68H206ZM214 69V68H213ZM221 69V68H219ZM39 70V69H38ZM41 70V69H40ZM45 70V69H44ZM54 70V71H55ZM60 70V69H59ZM63 70V69H61ZM151 70L154 71V73L150 72ZM160 70V71H159ZM223 70V69H222ZM8 71H10L8 69ZM72 71V70H71ZM214 71V70H213ZM228 71V70H227ZM15 72V71H14ZM32 72V71H31ZM35 72V71H34ZM48 72V71H47ZM67 72V71H66ZM65 72V73H66ZM69 72V71H68ZM74 72V71H73ZM79 72V71H78ZM173 72H176L175 73V76H171V74H174ZM218 72V71H217ZM224 73H226L225 71H223ZM222 72V73H223ZM264 72V71H263ZM5 73V72H4ZM28 73V72H27ZM44 74L48 75V73H45L43 72ZM76 73V72H75ZM192 73V74H191ZM208 73V72H207ZM214 73V72H212ZM211 73V74H212ZM228 75L229 72H227ZM6 74H9L10 73H6ZM5 74V75H6ZM42 74V75H44ZM216 74V73H215ZM218 74V73H217ZM220 74V73H219ZM232 74V73H231ZM4 75V74H3ZM4 75V76H5ZM29 75H32V74H29ZM50 75V74H49ZM63 75V74H61ZM226 75V74H225ZM226 75V76H228ZM3 76V77H4ZM7 76V75H6ZM26 76V75H25ZM77 76V75H76ZM233 76V75H231ZM230 76V77H231ZM88 77V78H86ZM91 77V78H89ZM219 77V76H218ZM5 78V77H4ZM213 78V77H212ZM217 78V77H216ZM222 77L220 76V79ZM225 78V77H224ZM241 78V77H239ZM6 79V78H5ZM4 79V80H5ZM9 79H10V76H9ZM63 79V78H62ZM231 79H233L231 77ZM236 79V78H234ZM233 79V80H234ZM7 80V79H6ZM58 80V79H57ZM211 80V79H210ZM228 80V79H227ZM237 80H240V79H237ZM242 80V79H241ZM51 81V80H50ZM55 81V80H54ZM69 81V82H68ZM231 81V80H230ZM61 82V81H60ZM13 83V82H12ZM27 83V82H26ZM58 83V82H57ZM65 83V84H66ZM3 84V83H2ZM28 84V83H27ZM25 84V85H27ZM37 83L33 84L34 86H36ZM42 84V83H41ZM41 84H38L39 86ZM20 85V84H19ZM43 85L45 87L48 86V84L46 83H43ZM50 85V84H49ZM215 85V84H214ZM219 85V84H217ZM221 85V84H220ZM219 85V86H220ZM230 85V84H229ZM228 85V86H229ZM233 85V84H232ZM10 86H13V85H10ZM16 86V85H15ZM29 86V85H27ZM27 86H24L27 87ZM212 86V84H211ZM236 86V84H235ZM246 86V85H245ZM6 87V86H5ZM4 87V88H5ZM9 87V85H8ZM17 87V86H16ZM15 87V88H16ZM19 87V86H18ZM30 88H26L25 91H28V92H32V89L33 87L29 86ZM61 87V86H60ZM126 87H129V88H133L135 87V90L133 91V93L131 91H126V95H124L122 92L125 90ZM238 87V86H237ZM13 88V87H12ZM21 88H22V85H21ZM23 88V89H24ZM67 88V86H66ZM234 88V87H233ZM20 89V88H18ZM237 89V88H236ZM247 89V88H246ZM15 90V89H13ZM12 90V91H13ZM49 90V89H48ZM52 90V89H51ZM245 90V89H244ZM248 90V89H247ZM62 91V90H61ZM222 91V90H221ZM238 91V90H237ZM14 93V91H13ZM20 93V92H19ZM24 93V92H22ZM127 93H130V94H127ZM222 93V92H221ZM257 93V92H256ZM21 94V93H20ZM20 94H18L19 96H21ZM30 94V93H29ZM27 95L26 92L25 94H23V97ZM123 95V96H122ZM235 95V94H234ZM246 96V95H245ZM1 97V96H0ZM21 97V98H23ZM243 97V96H242ZM3 98V97H2ZM20 98V99H21ZM262 98V96H261ZM29 99V98H28ZM41 99V100H40ZM232 99V98H230ZM263 99V98H262ZM1 100V99H0ZM10 101H12L13 99L12 98H9ZM23 100V99H22ZM254 100V99H253ZM233 101V100H232ZM6 102V101H5ZM21 102V101H20ZM25 102V101H24ZM257 102V101H256ZM261 101H258L256 104L259 105ZM18 103V102H17ZM33 103V102H32ZM231 102H228V104H230ZM241 103V102H240ZM7 106L8 103L6 102ZM239 104V103H238ZM254 104V106L256 105ZM263 105V103H261ZM5 105V103H4ZM12 105V104H11ZM247 105V104H246ZM251 105V103H250ZM245 106V105H244ZM242 106V107H244ZM249 106V105H247ZM246 106V107H247ZM264 106V105H263ZM10 107V106H9ZM26 107V106H25ZM234 107V106H233ZM241 107V106H240ZM240 107H238V109H240ZM253 107V106H252ZM257 107V106H256ZM255 107V108H256ZM261 107V106H260ZM260 107L258 109H260ZM28 108V107H27ZM228 108V107H227ZM236 108V107H235ZM254 108V109H255ZM25 108H23L24 110ZM234 109V108H233ZM246 109V108H245ZM248 109H250L248 107ZM203 110L205 113H199V115L197 114V116H195V112H199ZM226 110V108H225ZM224 110V111H225ZM230 110V109H229ZM253 110V108H252ZM251 110V111H252ZM256 110V109H255ZM15 111V110H14ZM27 111V109H25V112ZM222 111V110H220ZM237 111V110H236ZM250 110L247 112V113H234L232 112L231 114H228L227 118H225V122L224 124H222V127H219V129L222 128V130H227V129H233L234 127H237V131L235 133V135L233 136V139L228 142V143H225L226 145H221L219 144L218 140L217 142L215 141V138L217 139L218 136H220L219 134H222L221 132H216L218 135L216 136H210L209 139H208V142L207 144H205L204 148H202L201 146V150L200 152L198 151L197 153L194 154V156L192 158H189L190 159V166H188L189 168H192L194 170V175H199L198 172H200V170L203 168L201 167L202 165H204L205 163H210V161H214L215 160V166L218 167V171H219V175L223 176L225 175V177L223 178V181L219 180L217 178V175L214 174V173H210L208 175V177H205L204 178V181H203V178H201V182L202 183H194L192 185V187L194 189H203L204 190V194L201 195V193L199 191H192L191 193L188 192V191H179V192H172V188H171V193L168 194L167 196H164L165 194L163 192H165V189H166V185L164 186L162 181H157V184L159 186V192L158 193L160 195V201L158 203H162L163 201L166 200L167 204L163 207L164 211L165 212H175V210H178L181 212L182 211H186V212H193L195 211L196 209H201V208H207V209H211L210 205H209V202L211 199L215 198L216 196H218V190L216 191L215 189V184L216 183H224L225 185L227 186H233L232 187V190L235 188V187H238L236 186V180L238 178H243L245 176V170H243L240 166V163L242 162H238V160L235 159V157L239 156L240 154H242L241 152V149L243 148H239L238 150H235L237 147L239 146H243V145H246V151H247V148L249 147V144L251 143V145H253V149H252V153L253 155L252 156H249L248 158H246L245 160L247 161L246 163L248 165H250L251 167H254V166H257L260 161V158H258V155H263L264 154V132H260L259 133V130L256 132V137H255V141L252 142L251 139L254 138V134H253V137L251 136L252 135V132H251V135H250V129L253 128L254 129V126L252 127L251 125L253 123H256V122H259L261 121L262 124L259 125V129L262 127H264V120H262V118L264 117V108L261 109V112L262 114H260L259 112H251ZM12 112V111H11ZM223 112V111H222ZM221 112V113H222ZM239 112V111H238ZM51 113H53L50 117H46L45 118V114H48L50 115ZM226 113V112H225ZM229 113V112H228ZM12 114V113H11ZM227 114V113H226ZM13 115V114H12ZM11 115V116H12ZM192 115H194V117H191ZM261 115V117H259ZM190 116L192 118V120L189 118L185 121L189 122L188 120H190V123L184 128L182 129L181 125H176V129H175V132L176 134H174L173 132H171L169 130V126H166V124H164V121L165 119H171L173 121H175L177 118H182V117H188ZM226 116V115H225ZM223 115H221V118L222 119ZM218 118V119H219ZM37 119H40L37 120ZM64 120L66 122H63V123H60L59 120ZM141 119H144V121H142ZM216 119V120H218ZM224 119V118H223ZM60 120V121H61ZM179 120V119H178ZM177 120V121H178ZM212 120V119H211ZM209 120V121H211ZM58 121V122H57ZM129 121V120H128ZM161 121V122H159ZM180 121V120H179ZM178 121V122H179ZM194 123H191L193 122ZM207 121V122H209ZM144 122V124H145ZM156 122V123H155ZM177 122V123H178ZM183 122V121H181ZM149 124V125H152ZM176 123V122H174ZM218 123V122H217ZM169 124V123H168ZM186 124V123H185ZM148 125V124H147ZM182 125H184V122L182 123ZM201 125V124H200ZM209 125V123H208ZM254 125V124H253ZM206 126V124H205ZM213 126V125H212ZM219 126V125H218ZM138 127V126H137ZM126 130H129V129H126ZM140 131V130H139ZM142 131V130H141ZM202 131V130H201ZM217 131V130H216ZM119 132V130H118ZM133 132V131H132ZM215 132V131H214ZM112 133V132H111ZM128 133V132H127ZM110 134V133H109ZM115 134V133H114ZM129 134H130V131H129ZM199 134V133H198ZM122 136V134H118V136ZM135 135V134H134ZM136 135H137V132H136ZM214 135V134H213ZM103 136V135H102ZM117 136V137H118ZM120 136V137H121ZM125 136V135H124ZM129 136V135H128ZM137 136H140L139 134ZM142 136V134H141ZM177 137V141H178V146H176L174 144V139L175 137ZM68 137V136H67ZM107 137H108V134H107ZM111 137V135H110ZM112 137H113V134H112ZM127 137V135H126ZM131 137V136H130ZM129 137V138H130ZM133 137V136H132ZM131 137V139H132ZM198 137L200 138L199 140L202 139V135H198ZM128 138V137H127ZM137 138V137H136ZM107 139V138H105ZM104 139V140H105ZM110 139V138H109ZM108 139V140H109ZM119 139V138H118ZM123 140L125 138H122ZM68 140V139H67ZM66 140V141H67ZM91 140V139H90ZM89 140V141H90ZM93 141L95 140L92 139ZM107 140V142H108ZM117 140V139H116ZM121 140V139H120ZM135 140V138H134ZM229 140V139H228ZM249 140V141H248ZM96 141V140H95ZM94 141V142H95ZM103 141V140H101ZM118 141V140H117ZM116 141V142H117ZM130 141V140H129ZM140 141V142H138ZM86 142V144H85ZM106 142V140H105ZM120 142V141H118ZM117 142V143H118ZM124 142V141H123ZM122 142V143H123ZM126 142V141H125ZM187 142V145L186 148H188V143ZM193 142V141H192ZM192 142L190 144H192ZM93 143V142H92ZM98 143V142H97ZM101 143V142H100ZM99 143V145H100ZM104 143V141H103ZM102 143V144H103ZM114 143V140L113 142ZM121 143V142H120ZM91 144V143H90ZM95 143H93V145L91 144V146H94ZM101 144V146H102ZM104 144H107L108 143H104ZM103 144V145H104ZM148 145V147L150 148V152H146V153H140L139 151H141L142 147L141 145L143 146V148H145L144 146L145 145ZM98 145V146H99ZM105 145V146H107ZM112 146V144H109ZM117 145V144H116ZM120 145V144H118ZM204 145V144H203ZM122 146V147H123ZM184 146V147H185ZM193 146V145H192ZM89 147V146H88ZM97 147V145H96ZM110 147V146H109ZM115 147V146H114ZM113 147V148H114ZM121 147V146H119ZM121 147V149H123ZM106 148V147H104ZM108 148V146H107ZM141 148V149H140ZM221 148V149H219ZM245 148V147H244ZM119 149V148H118ZM226 149V153H229L231 151H234V158L232 160V158L230 160H228V162L226 161V158H225V155L222 156L224 154L223 150ZM147 149H145L146 151ZM154 152H152V151ZM186 150V149H185ZM193 150V149H192ZM245 151V152H246ZM66 152V151H65ZM95 152V151H94ZM192 152V151H191ZM223 152L222 155H220L221 153ZM249 152V151H248ZM251 152V151H250ZM151 153H154L156 154V156L154 157V155L152 156ZM251 153V154H252ZM86 154V153H85ZM150 154V155H149ZM158 154V155H157ZM190 154V152H189ZM218 154V155H217ZM84 155V154H83ZM109 153H106L104 151H100L98 152V155H95V156H91L87 161L84 160V162H82V165L84 166L85 169H97V167L99 168V165L101 164L103 166L102 163H105L107 162L108 160H110L112 157H108ZM184 155V154H183ZM182 155V156H183ZM75 156V155H74ZM118 156V157H119ZM186 156V155H185ZM218 156V157H217ZM244 156V155H243ZM80 158V155L78 156ZM100 157V158H99ZM71 158V157H70ZM87 158V156H86ZM186 158V157H185ZM185 158H183L185 160ZM119 159V158H118ZM125 159V158H123ZM138 159V160H139ZM170 159V158H169ZM239 159V158H238ZM69 160V159H68ZM155 160H158L161 162L159 163L158 161L155 162ZM241 160V159H239ZM82 161V160H81ZM112 161V159H111ZM141 161V160H140ZM139 161V162H140ZM141 161V162H142ZM78 162V161H76ZM264 162V161H263ZM261 162V163H263ZM80 163V162H79ZM166 163V162H165ZM183 163V162H181ZM185 163V162H184ZM193 163L195 165V167L193 168ZM258 163V164H257ZM76 163L74 162V158L71 159V162H70V165L73 166L75 165ZM116 164V163H115ZM135 164V163H134ZM168 164V163H167ZM257 164V165H256ZM81 165V164H80ZM182 165V164H180ZM186 165V164H185ZM207 165V164H206ZM206 165L204 167H206ZM212 165V164H211ZM247 165V166H248ZM260 166L262 164H259ZM34 166H39V169L34 170ZM70 166V167H71ZM116 166V165H115ZM171 166V164L169 165ZM168 165H165V166H161V169L162 170H168ZM183 166V165H182ZM187 166V165H186ZM246 166V167H247ZM41 167V168H40ZM60 167V166H59ZM81 167V166H79ZM78 167V168H79ZM101 167V166H100ZM113 167V166H112ZM145 167V166H144ZM143 167V168H144ZM208 167V166H207ZM214 167V166H213ZM58 168V167H57ZM174 168H175V165H174ZM256 168H259V167H256ZM72 169V168H71ZM180 169H181V166H180ZM210 169V167H209ZM217 169V168H216ZM41 170V177H40V174H38V171ZM57 170V169H56ZM70 170L67 169V171ZM92 170V171H93ZM100 170V169H99ZM98 170V171H99ZM160 170V168H159ZM183 170V168H182ZM211 170V169H210ZM215 170V168H214ZM261 170V168L259 169ZM59 171V170H58ZM72 171V170H71ZM70 171V172H71ZM78 171V170H76ZM105 171H106V168H105ZM149 171V169L147 170V172ZM181 171V170H180ZM205 171V170H204ZM209 171V170H208ZM217 171V170H216ZM248 171V170H247ZM263 171V170H262ZM89 172V171H88ZM88 172H85V173H88ZM91 172V171H90ZM153 172V171H151ZM179 172V171H178ZM184 172V171H183ZM203 172V171H202ZM207 172V171H206ZM51 173V172H50ZM62 173V172H60ZM68 173V172H67ZM66 173V174H67ZM84 173V174H85ZM95 173V172H94ZM98 173V172H97ZM107 173V172H105ZM104 173V174H105ZM145 173V172H144ZM150 173V172H149ZM204 173V172H203ZM247 173V172H246ZM252 173V172H251ZM256 173V171L254 172ZM49 174V172H48ZM53 174V173H52ZM65 174V175H66ZM92 174V173H91ZM103 174V175H104ZM108 174V173H107ZM119 174V175H117ZM122 174H124L123 176L127 177L128 179H130L131 181L128 182V187L127 189H124L122 186H117L115 188V184H118L116 183L119 182V178L120 176H122ZM147 174V173H145ZM164 174L166 175V173L164 172L163 173V180L166 179ZM192 174V173H191ZM206 174V173H205ZM253 174V173H252ZM70 175V173H69ZM174 175V174H173ZM185 175V174H184ZM188 175V174H187ZM257 175V174H256ZM30 176V177H29ZM53 177V175H50ZM48 175V177H50ZM88 176V175H87ZM119 176V177H118ZM160 176V174H159ZM161 176V177H162ZM252 176H255V175H252ZM260 176V175H259ZM69 177V176H68ZM93 177V176H92ZM102 177V176H101ZM147 177V176H146ZM186 177V176H185ZM184 177V178H185ZM191 177V176H190ZM256 177V176H255ZM123 178V177H121ZM126 178V179H127ZM160 180L161 178L158 177ZM51 180V178H49ZM86 179V178H85ZM84 179V180H85ZM110 179V178H109ZM108 179V180H109ZM125 180H121L122 181H126ZM176 179V178H175ZM261 179V177H260ZM59 180V179H58ZM75 180V179H74ZM132 180H134V182H132ZM150 180V179H149ZM154 180V179H153ZM167 182H168V179H166ZM256 180V179H255ZM42 181V180H41ZM40 181V182H41ZM53 181H56L53 179ZM87 181V180H86ZM107 181V179H106ZM151 181V180H150ZM174 181V180H173ZM244 181V179H243ZM248 181V180H247ZM258 181V180H257ZM260 181V180H259ZM262 181V179H261ZM49 182V181H48ZM74 182V181H73ZM82 182V180H81ZM155 182V181H154ZM164 182V181H163ZM169 182H170V179H169ZM189 184L190 182L187 181ZM199 182V181H198ZM238 182V181H237ZM249 182V181H248ZM251 182V181H250ZM37 183V184H38ZM42 183V182H41ZM51 183V182H50ZM49 183V184H50ZM63 183V182H62ZM71 183V182H70ZM105 183V182H104ZM107 183V182H106ZM123 183V182H122ZM122 183H119V184H122ZM172 183V182H171ZM176 183V182H174ZM179 183V182H178ZM236 183V184H235ZM247 183V182H245ZM256 183V181H255ZM260 183V182H259ZM258 183V184H259ZM53 184L56 185V183L54 182ZM61 184V182H60ZM84 184V183H83ZM108 184V183H107ZM126 184V185H127ZM169 184V183H168ZM234 184H235V187H234ZM248 184V183H247ZM257 184V183H256ZM255 184V185H256ZM262 184V183H261ZM52 186V184H50ZM58 185V184H57ZM56 185V186H57ZM62 185V184H61ZM70 185V184H69ZM81 185V184H80ZM111 185V186H110ZM173 185V184H172ZM184 185V183H183ZM217 185V184H216ZM239 185V184H238ZM43 186V185H42ZM50 186V187H51ZM85 186V185H84ZM108 186V185H107ZM124 186V185H123ZM226 186V188H227ZM243 186V185H242ZM260 186V185H259ZM258 186V187H259ZM44 187V186H43ZM53 188H55V186L53 185L52 186ZM69 187V186H68ZM92 187V186H91ZM103 187V186H101ZM163 187V188H162ZM172 187V186H171ZM218 187V186H217ZM240 187V186H239ZM251 187V186H250ZM61 188H64V187H61ZM88 188V187H87ZM131 188V190H130ZM132 188H135V190H133ZM162 188V189H161ZM170 188V187H169ZM168 188V189H169ZM257 188V187H256ZM261 188V187H260ZM45 189V188H44ZM65 189H67V186H65ZM83 189V188H82ZM236 189V188H235ZM240 189V188H239ZM245 191H246V188H244ZM47 190V189H46ZM57 190V189H56ZM59 190V189H58ZM57 190V191H58ZM106 190V188H105ZM128 190V192H126ZM130 190V192H129ZM224 190H226L224 188ZM231 190V191H232ZM238 190V188H237ZM65 191V190H64ZM67 191V190H66ZM170 191V189H169ZM178 191V190H177ZM221 191V190H219ZM236 191V190H235ZM244 191V190H243ZM244 191V192H245ZM250 191H251V188H250ZM257 192V190H255ZM260 191V190H258ZM96 192V191H95ZM226 192V191H225ZM228 192V191H227ZM239 192V190H238ZM242 192V191H240ZM256 192H254V194H256ZM263 194H264V191H262ZM46 193V192H45ZM56 193V192H55ZM222 193V192H221ZM229 193V192H228ZM227 193V194H228ZM234 193V191H233ZM232 193V194H233ZM258 193V192H257ZM64 194V193H63ZM73 194V193H72ZM131 194V195H130ZM230 194V193H229ZM237 194V193H236ZM235 194V195H236ZM247 194V193H246ZM259 194V193H258ZM257 194V195H258ZM260 194L261 191H260ZM51 195V194H50ZM57 195V193H56ZM109 195V194H108ZM191 195H198L197 198L196 197H193ZM222 195V194H221ZM235 195H232L235 196ZM241 195V194H240ZM244 194H242L241 196L243 197ZM250 195H251V192H250ZM253 195V193H252ZM36 196V195H35ZM96 196V195H95ZM211 196V197H210ZM229 196V195H228ZM237 196V195H236ZM262 196V195H261ZM34 197V196H33ZM42 197V196H41ZM49 196H47L46 198L48 199ZM54 197V196H52ZM68 197V196H67ZM165 197V198H163ZM245 197V196H244ZM247 197V195H246ZM245 197V198H246ZM259 197V195L257 196ZM263 197V196H262ZM262 197H259V198H262ZM21 198V197H20ZM58 198V197H56ZM73 198V197H71ZM228 198V197H227ZM231 197H229L230 199ZM235 200H238L237 198L238 197H234ZM29 199H33V198H29ZM35 199V198H34ZM45 199V198H44ZM55 198H53L54 200ZM106 199V198H105ZM109 199V198H108ZM158 199V198H157ZM240 199V198H239ZM244 198H241V201L243 200ZM264 199V197H263ZM262 199V200H263ZM43 200V199H42ZM249 199H247L245 202L247 204V201ZM254 200V199H253ZM49 201V200H47ZM68 201V200H67ZM42 202V201H41ZM59 202V201H58ZM104 202V201H103ZM249 202V201H248ZM256 201L254 202H249L250 203H255ZM258 202V201H257ZM256 202V204L258 205V203ZM22 203V204H23ZM155 203V202H154ZM153 203V204H154ZM160 203V204H161ZM242 203V202H241ZM31 204V203H29ZM28 204V205H29ZM38 204V203H37ZM42 204V203H41ZM58 204V203H57ZM152 204V203H151ZM219 204V203H218ZM217 204V205H218ZM27 205V204H26ZM70 205V203H69ZM86 205V204H85ZM88 205V204H87ZM121 205V207H120ZM245 204H243L244 206ZM254 205V204H252ZM251 205V206H252ZM261 205V204H260ZM71 206V205H70ZM120 208H119V207ZM154 206V205H153ZM159 206V205H157ZM156 206V207H157ZM215 207V206H214ZM219 207V206H218ZM256 207V206H254ZM258 207V206H257ZM43 208V207H42ZM50 208V207H49ZM48 208V209H49ZM88 208V207H87ZM221 208V206L219 207ZM247 208H250V207H247ZM9 209V208H8ZM34 209V208H33ZM214 209V208H213ZM234 209V208H233ZM246 210V208H244ZM259 208H257L258 210ZM260 209H262V207L260 206ZM14 211L12 212H16L13 208ZM36 210V209H34ZM39 210V209H38ZM41 210V209H40ZM46 210V209H45ZM137 210V209H136ZM143 210V209H141ZM154 210V209H153ZM159 210V209H158ZM205 210V209H204ZM220 210H223L222 208ZM235 210V209H234ZM249 210V209H248ZM27 211L31 212V210H26V213ZM53 211V209H52ZM146 211V210H145ZM156 211V210H155ZM162 211V209H161ZM209 211V210H207ZM219 211V210H218ZM252 210H250L251 212ZM261 211V210H260ZM25 212V211H24ZM34 211H32L33 213ZM39 212V211H38ZM44 212V211H43ZM49 212V211H47ZM54 212V211H53ZM73 212V210H72ZM217 212V208H216V211ZM221 212V211H220ZM224 214L226 215H231V213L233 212H229V210H224L222 211ZM18 213V212H17ZM22 213V212H20ZM36 213V212H35ZM42 213V211H41ZM46 213V212H45ZM55 213V212H54ZM95 213V212H94ZM98 213V212H96ZM138 213V212H137ZM184 214H182V219H183V215H185V212H183ZM257 213V212H256ZM264 213L263 211L261 212V214ZM16 214V213H14ZM24 214V213H23ZM28 214V213H27ZM38 214V213H37ZM40 214V213H39ZM43 214V213H42ZM60 214V213H59ZM145 214V213H144ZM187 214V213H186ZM196 214V213H195ZM219 214V213H217ZM247 214V213H246ZM56 215V214H55ZM132 215V214H131ZM136 215V214H135ZM154 215V214H153ZM159 215V214H158ZM191 215V214H190ZM203 215H206V214H203ZM209 215V214H208ZM206 215V216H202L201 214L199 215H196L193 217V222L194 221H199L201 224L203 225H206V228L208 227V230H211L213 227H215L214 225H209L210 224H214L215 222L218 223V228L216 227L215 229V233H216V230L217 232L220 230L221 232H225V230L227 229L226 227V222H224V219L222 218V215L221 217H217L216 216L214 218H216L215 220L212 219L213 217L211 216H214V215ZM234 217L236 216V214H232ZM231 215V216H232ZM238 215V214H237ZM248 215V214H247ZM252 215V214H250ZM254 215V214H253ZM258 215V214H256ZM256 215H254L256 217ZM16 216V215H14ZM23 216V215H22ZM60 216V215H59ZM64 216H67V215H64ZM133 216V215H132ZM181 216L180 213L178 215V217ZM187 216V215H186ZM184 216V219L185 217ZM219 216V215H218ZM245 216V215H244ZM20 217V216H19ZM51 217V216H50ZM62 217V216H61ZM135 217V216H134ZM143 217V216H142ZM189 217V216H188ZM228 217V216H227ZM18 218V216H17ZM66 218V217H65ZM139 218V217H138ZM137 218V219H138ZM141 218V217H140ZM180 218V217H179ZM190 218V217H189ZM192 218V217H191ZM194 218L196 220H194ZM230 218V217H228ZM247 218V216L245 217ZM249 218H252L249 217ZM263 218V217H261ZM27 220H29V223L31 225H33L35 223V226L33 227L35 229V231H37L38 233H42L44 232L46 226L48 225L47 222H39L37 220V215L36 217L35 216H32V215H28L26 217ZM45 219V218H44ZM136 219V218H135ZM144 219V218H142ZM181 219V218H180ZM183 219V220H184ZM231 220L230 221H234L235 222L238 220L237 218H230ZM237 219V220H236ZM253 219V218H252ZM258 219V218H257ZM47 220V219H46ZM49 220V219H48ZM104 220V219H103ZM133 220V218H132ZM148 220V218H147ZM181 220V221H183ZM192 220V219H191ZM228 220V219H227ZM41 221V220H40ZM43 221V220H42ZM45 221V220H44ZM96 221V220H95ZM150 220H148L149 222ZM153 221V220H152ZM156 221V220H155ZM170 221V220H169ZM215 221V222H214ZM259 221V220H258ZM70 223V221H68ZM139 222V221H138ZM157 222V221H156ZM159 222V221H158ZM162 222V221H160ZM167 222V221H166ZM173 222V221H172ZM171 222V223H172ZM234 222V223H235ZM248 222V220L246 221ZM67 223V222H66ZM68 223V224H69ZM75 223V222H74ZM73 223V224H74ZM92 223V222H91ZM99 223V221H98ZM133 223V222H132ZM146 223V222H145ZM151 223V222H150ZM173 223H177V222H173ZM232 223L233 225V222H230V224ZM237 223V222H236ZM236 223L234 224L236 226ZM50 224V223H49ZM64 224V223H63ZM61 223V227H63V225ZM71 224V225H73ZM135 224V223H134ZM153 224V223H152ZM156 223H154L153 225H155ZM158 224V223H157ZM164 224V223H162ZM216 224V223H215ZM229 224V225H230ZM249 224V223H248ZM251 224V222H250ZM261 224V223H260ZM90 225V224H89ZM88 225V226H89ZM99 225V224H98ZM105 225V224H104ZM136 225V224H135ZM12 226V225H11ZM79 226V225H78ZM87 226V227H88ZM102 226V225H101ZM157 227L159 226L156 225ZM166 226V224H165ZM172 226V225H171ZM176 226V224H175ZM196 226V225H195ZM200 226V225H199ZM202 226V225H201ZM213 226V227H212ZM234 226V227H235ZM10 228V226H8ZM13 227V226H12ZM59 227V226H58ZM72 227V226H71ZM90 227V226H89ZM162 227V225H161ZM168 227V226H167ZM180 227V226H179ZM192 227V226H191ZM190 227V228H191ZM238 227V226H237ZM236 227V229H237ZM252 227V226H251ZM23 228L24 226L22 225H19L17 226L14 230H12L13 232H16L17 234H19V231L22 232L23 231ZM133 228V227H132ZM152 228V226H151ZM150 228V229H151ZM197 228V227H196ZM202 228V227H201ZM229 228V227H228ZM256 228H259V227H256ZM255 228V229H256ZM3 229V228H2ZM26 230L29 231V233H32V230L31 229H27L25 228ZM59 229V228H58ZM68 229V227H67ZM149 229V230H150ZM154 228H152L153 230ZM158 229H160L158 227ZM200 229V228H199ZM203 229H205V227L203 226ZM253 229V227H252ZM8 230V229H7ZM62 230V228H61ZM78 230V229H77ZM76 230V231H77ZM167 230V229H166ZM172 230V229H171ZM181 230V228H180ZM195 229H193L192 231L195 233L194 231ZM202 230V229H201ZM228 230V229H227ZM258 229H256L257 231ZM260 230V228H259ZM1 231V229H0ZM4 231V229H3ZM70 231V230H69ZM144 231V230H143ZM199 231V230H197ZM207 231V229H206ZM204 231V232H206ZM219 231V232H220ZM236 230L234 229V232ZM240 231V229H239ZM238 231V232H239ZM24 232V231H23ZM64 232V231H62ZM73 232V231H72ZM71 232V233H72ZM83 232V231H82ZM147 232V231H146ZM151 232V231H150ZM176 232V231H175ZM200 232V231H199ZM220 232V233H221ZM238 232H236L238 234ZM262 232V231H261ZM264 232V231H263ZM262 232V233H263ZM3 233V232H2ZM75 233V232H74ZM77 233H81V231L79 230V232ZM165 233V232H164ZM183 233V232H182ZM208 233V232H207ZM213 233V232H212ZM227 233V232H226ZM228 233L230 234H233V230L229 231ZM33 234V233H32ZM73 234V233H72ZM144 234L147 235V233L144 232ZM153 235L155 234L154 232L152 233ZM174 233H172L171 235H173ZM185 234V232H184ZM199 234V233H198ZM200 234H203L202 231L200 232ZM210 234V233H208ZM235 234V233H234ZM230 235V237L232 236H235V237H232L233 239H235L236 237L239 236V234L237 235ZM248 234V233H246ZM28 235V234H27ZM34 235V234H33ZM37 235V233H36ZM94 236L97 237L94 238L96 240H93L91 238V236ZM156 235V234H155ZM178 237H180L178 234ZM186 235V234H185ZM192 235V233H191ZM216 235V234H215ZM227 236L225 235H222L223 237H218V239L220 238V241L221 238L223 239L224 236L226 239H228V236L229 234H226ZM245 235V234H244ZM263 235V234H262ZM62 236V235H61ZM148 236V235H147ZM175 236V234L173 235ZM213 236V235H212ZM219 236V234H218ZM243 236V235H242ZM242 236H239V238H241ZM7 237V236H6ZM11 237V236H10ZM48 237V236H47ZM60 237V236H59ZM66 237V236H65ZM64 237V238H65ZM70 237V236H69ZM72 237V236H71ZM187 237V236H186ZM201 237V235H200ZM214 237V236H213ZM217 237V236H215ZM229 237V238H230ZM244 237V236H243ZM3 237L0 236V248H5L6 245H5V242L1 241ZM41 236L39 234V241L36 242L35 244L36 245H41ZM67 238V237H66ZM149 238H152V235L151 237ZM153 238H155L153 236ZM168 238V237H167ZM175 240H176V237H174ZM173 238V239H174ZM193 238V237H192ZM246 238V237H245ZM69 239V238H67ZM156 239V238H155ZM217 239V240H218ZM231 239V238H230ZM232 239V241H233ZM244 239V238H243ZM240 240L242 242H244V240ZM34 240V239H33ZM151 242L153 239H150ZM188 240V239H187ZM194 240H197L196 238ZM225 239H223L224 241ZM252 240V239H251ZM250 240V241H251ZM157 242V240H154V242ZM236 241V240H235ZM234 241V242H235ZM238 241V240H237ZM236 241V242H237ZM60 242H63L60 241ZM66 242V240L64 241V243ZM74 242V240H73ZM155 242V243H156ZM185 242V241H184ZM187 242V241H186ZM190 242V240H189ZM226 243H230L228 240H225ZM239 242V241H238ZM9 244V242H6ZM67 243V242H66ZM164 243V242H163ZM204 243V242H203ZM201 243V244H203ZM207 243V242H206ZM209 243V241H208ZM166 244V243H165ZM164 244V245H165ZM176 244V243H175ZM173 244V245H175ZM178 244H180L178 242ZM183 244V243H182ZM200 244V243H199ZM198 244V245H199ZM205 244V243H204ZM52 245V244H51ZM163 245V244H162ZM168 243L165 245L167 246ZM171 245V246H173ZM177 245V244H176ZM207 245H210L207 244ZM206 245V247H207ZM65 246V245H64ZM67 246V245H66ZM69 246V245H68ZM164 246V247H165ZM201 246V245H200ZM198 246V247H200ZM8 247V245H7ZM11 247V246H9ZM73 247V246H72ZM169 247V246H167ZM202 247V246H201ZM33 248V247H32ZM69 248V247H67ZM205 248V247H204ZM10 249V248H9ZM12 249V248H11ZM36 249V248H35ZM50 249V248H49ZM71 249V247H70ZM80 249V248H78ZM75 250V249H73ZM91 250V249H90ZM72 251V250H70ZM82 251V250H81ZM80 251V252H81ZM223 251V249H222ZM28 252V251H26ZM75 252V251H74ZM79 252V253H80ZM218 252H220L218 250ZM240 252V251H239ZM47 253V252H46ZM78 253V254H79ZM195 253V252H194ZM197 253V252H196ZM3 254V253H2ZM31 254V253H30ZM27 253L26 256L22 257V262H29L31 264H39L37 262H35V259L34 257L35 256H32ZM34 254V253H33ZM87 254V253H86ZM85 254V255H86ZM4 255V254H3ZM37 255V254H36ZM38 255H40L38 253ZM93 255V253L91 254V256ZM143 255V254H142ZM180 255V254H178ZM185 255V254H184ZM77 256V255H76ZM74 257L75 258H79V257ZM83 256V254L81 255ZM95 256V254H94ZM141 256V255H140ZM177 256V255H176ZM203 256V255H202ZM2 256L0 255V258ZM11 257V256H10ZM18 257V256H17ZM84 257V256H83ZM89 257V256H88ZM109 257V258H108ZM145 257V256H144ZM196 257V256H195ZM214 257V255H213ZM261 257V256H260ZM258 257V258H260ZM264 257V256H263ZM6 258V257H5ZM4 258V259H5ZM19 258V257H18ZM17 258V259H18ZM101 258V257H100ZM185 258V257H184ZM211 258V257H210ZM216 258V257H215ZM253 258V257H252ZM3 259V260H4ZM38 259V258H37ZM36 259V260H37ZM42 259V257H41ZM81 259V258H80ZM120 259V258H119ZM121 259V260H122ZM125 259V258H124ZM145 259V258H144ZM151 259V258H150ZM175 258H173L174 260ZM178 259V258H177ZM207 259V258H206ZM228 259V258H227ZM6 260H8L6 258ZM10 260V259H9ZM39 260V259H38ZM77 260V259H76ZM120 260V261H121ZM136 260V259H134ZM143 261V259H141ZM147 260V258H146ZM149 260V259H148ZM152 260V259H151ZM193 260V259H192ZM192 260H190L192 262ZM196 260V258L194 259ZM202 260V259H201ZM200 260V261H201ZM209 260V259H208ZM215 260V259H214ZM212 260V261H214ZM14 261H15V264H19L18 261H16V259L14 258ZM95 261V260H94ZM140 261V260H139ZM138 261V263H139ZM145 261V260H144ZM150 261V260H149ZM178 261V260H177ZM181 261V260H180ZM185 262H183V259L181 261V263H186L187 259L184 260ZM205 261V260H204ZM207 261V260H206ZM203 262V264L206 263ZM237 261V260H235ZM244 261V260H243ZM11 262V261H10ZM20 262V260H19ZM25 262V263H26ZM81 262V261H80ZM85 262H87L85 260ZM129 262V261H128ZM133 262V261H132ZM147 262V261H146ZM153 262V260L151 261V263ZM176 262V261H174ZM179 262V261H178ZM177 262V264H178ZM189 262V261H188ZM197 262V261H196ZM195 262V263H196ZM210 262V261H209ZM215 262V261H214ZM232 263H234L233 261H231ZM21 263V262H20ZM24 263V264H25ZM117 263V262H116ZM142 263V262H141ZM150 263V262H148ZM179 263V264H181ZM194 263V261H193ZM192 263V264H193ZM200 263V262H198ZM23 264V263H21ZM41 264V263H40ZM121 264V262H120ZM123 264V263H122ZM133 264V263H132ZM140 264V263H139ZM146 264V263H145ZM173 264V263H172ZM188 264V263H187ZM191 264V263H190ZM202 264V263H200ZM211 264V263H210ZM231 264V263H229ZM234 264H237V263H234ZM243 264V263H242ZM245 264V262H244ZM247 264V263H246ZM249 264V263H248ZM257 264V263H256Z\"/></svg>",
    "mask_w": 264,
    "mask_h": 264
}]
</instances>
